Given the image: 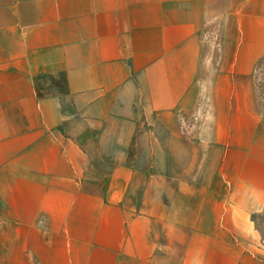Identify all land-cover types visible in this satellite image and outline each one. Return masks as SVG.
I'll list each match as a JSON object with an SVG mask.
<instances>
[{
    "label": "crops",
    "instance_id": "0c3cea01",
    "mask_svg": "<svg viewBox=\"0 0 264 264\" xmlns=\"http://www.w3.org/2000/svg\"><path fill=\"white\" fill-rule=\"evenodd\" d=\"M263 56L264 0H0V264H264Z\"/></svg>",
    "mask_w": 264,
    "mask_h": 264
},
{
    "label": "rangeland",
    "instance_id": "374dc122",
    "mask_svg": "<svg viewBox=\"0 0 264 264\" xmlns=\"http://www.w3.org/2000/svg\"><path fill=\"white\" fill-rule=\"evenodd\" d=\"M253 83L256 89L257 101L259 110L264 118V56L258 61L255 71L253 73ZM200 120L199 115L192 116L188 123L190 128L195 127Z\"/></svg>",
    "mask_w": 264,
    "mask_h": 264
}]
</instances>
